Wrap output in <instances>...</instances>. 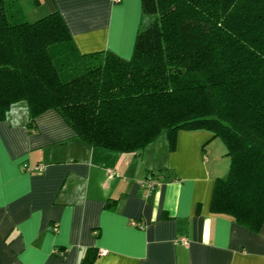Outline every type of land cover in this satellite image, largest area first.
I'll return each instance as SVG.
<instances>
[{"label": "trees", "instance_id": "1", "mask_svg": "<svg viewBox=\"0 0 264 264\" xmlns=\"http://www.w3.org/2000/svg\"><path fill=\"white\" fill-rule=\"evenodd\" d=\"M141 6L125 59L109 50L81 53L57 10L29 21L17 0H0V119L25 101L34 132V119L54 109L84 142L133 154L163 134L173 148L178 130H208L229 158L210 209L258 231L264 0H141ZM96 255L89 248L82 264Z\"/></svg>", "mask_w": 264, "mask_h": 264}, {"label": "crops", "instance_id": "2", "mask_svg": "<svg viewBox=\"0 0 264 264\" xmlns=\"http://www.w3.org/2000/svg\"><path fill=\"white\" fill-rule=\"evenodd\" d=\"M17 1L29 21L57 10L81 53L132 54L141 0ZM20 102L0 119V264H82L92 247L91 264H264V223L252 231L210 209L227 166L210 131L119 152L84 142L54 109L30 130ZM152 173L162 180L146 193Z\"/></svg>", "mask_w": 264, "mask_h": 264}, {"label": "built area", "instance_id": "3", "mask_svg": "<svg viewBox=\"0 0 264 264\" xmlns=\"http://www.w3.org/2000/svg\"><path fill=\"white\" fill-rule=\"evenodd\" d=\"M37 171H41L42 170V166H38L36 167ZM107 173L109 176H113L114 175V171L111 170V169H107ZM161 177L159 175H153V174H150L148 176H146L145 178L141 179L139 181V186L145 190L146 193L154 190L157 186L160 185L161 183ZM136 224V222L134 223ZM54 229H56V227H54ZM181 242L183 243H187L188 240L185 239V238H181L180 239Z\"/></svg>", "mask_w": 264, "mask_h": 264}, {"label": "rangeland", "instance_id": "4", "mask_svg": "<svg viewBox=\"0 0 264 264\" xmlns=\"http://www.w3.org/2000/svg\"><path fill=\"white\" fill-rule=\"evenodd\" d=\"M145 22H148L146 19L143 21V24H145ZM20 103H25V105H27V103L25 101H21ZM19 105V104H17ZM21 105V104H20ZM218 139H221L218 137ZM164 140H168L167 137L163 134V135H160L158 138H157V141L158 142H164ZM217 141H222V140H217ZM224 158H226L225 160V166L227 164V166L225 167V171H224V176L225 177L228 173V168H229V159H228V156H223ZM153 175H156V173H153Z\"/></svg>", "mask_w": 264, "mask_h": 264}]
</instances>
